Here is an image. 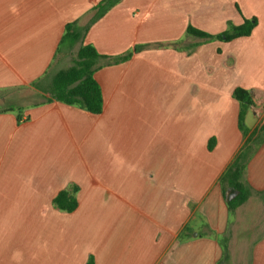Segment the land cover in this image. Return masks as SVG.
Segmentation results:
<instances>
[{"label":"crops","instance_id":"1","mask_svg":"<svg viewBox=\"0 0 264 264\" xmlns=\"http://www.w3.org/2000/svg\"><path fill=\"white\" fill-rule=\"evenodd\" d=\"M102 1L0 0V264H264L259 133L242 180L250 195L233 211L237 193L222 182L264 124V0H121L90 24ZM252 18V34L230 42L185 33ZM81 45L130 54L96 64L101 114L10 98L42 94ZM237 87L254 103L246 136ZM69 185L78 206L60 212L52 203Z\"/></svg>","mask_w":264,"mask_h":264},{"label":"trees","instance_id":"2","mask_svg":"<svg viewBox=\"0 0 264 264\" xmlns=\"http://www.w3.org/2000/svg\"><path fill=\"white\" fill-rule=\"evenodd\" d=\"M121 0H104L102 3L96 4L98 14L90 24L99 19L109 8L118 4ZM257 25V20L244 19L239 26L230 25L225 31L217 35H211L200 31L192 26L186 28V35L201 39L204 41H221L230 42L237 38L248 37L252 34ZM80 35L76 32L73 24L65 26L63 40L75 44L80 39ZM130 54L120 58L108 59L107 56L100 55L91 45H81L77 51L73 65L67 69L56 73L49 85L50 97L47 102L56 101L70 106L80 108L90 114L99 115L103 110V98L99 84L95 79L97 62L99 59L107 60V64H115L126 60ZM233 98L239 103L240 110L238 114V128L245 136L249 130L244 126L246 113L254 103L250 93L240 87H237L232 94ZM14 112L17 116V121L23 119L22 108L10 107L5 110ZM259 133L261 135L260 142L264 141V124L255 129L252 135L246 138L244 149L236 156L229 169L222 178L223 183H228L233 193H237L234 199L226 198V203L230 211L235 210L242 205L250 195V190L243 184V175L246 170V164L250 155V144L254 143L253 137ZM214 140L208 143V149L211 150ZM256 142V141H255ZM258 143V142H257ZM78 188L76 185H69L67 188L60 191L53 200V207L65 213L73 212L77 206L76 193ZM88 264H93L90 259Z\"/></svg>","mask_w":264,"mask_h":264},{"label":"rangeland","instance_id":"3","mask_svg":"<svg viewBox=\"0 0 264 264\" xmlns=\"http://www.w3.org/2000/svg\"><path fill=\"white\" fill-rule=\"evenodd\" d=\"M32 90V89H29ZM27 89H21L15 92H10L9 96L12 99H17L18 102H21L24 105H28V104H33V103H37L39 101H42L43 96H49L50 92H49V88L46 85H42L41 91L42 94L40 93H35L34 91H29ZM7 105V104H4ZM4 105H0V107H4ZM249 217V216H248Z\"/></svg>","mask_w":264,"mask_h":264}]
</instances>
